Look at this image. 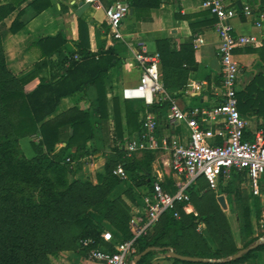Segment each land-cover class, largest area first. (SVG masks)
<instances>
[{
    "label": "trees",
    "instance_id": "obj_1",
    "mask_svg": "<svg viewBox=\"0 0 264 264\" xmlns=\"http://www.w3.org/2000/svg\"><path fill=\"white\" fill-rule=\"evenodd\" d=\"M27 1L37 13L52 5V0H0V264H50V257L63 250H74L88 258V250L82 245L86 238L94 240L93 246L114 251L116 248L102 236V220L113 225L123 240L132 239L135 231L130 223L131 206L124 198L136 201L137 189L145 187L150 192L155 181L153 162L157 151L145 150L141 156L137 153L128 156L125 149L130 140V136L124 137L125 127L135 129L131 136L141 130L142 119L139 117L141 113L145 115L146 105L144 108H132L127 103L125 126L120 105L114 99L116 138L111 140V145L107 144L110 153L103 171L97 173V182L75 177L72 162L81 165L84 158L101 151L95 142L98 129H106L109 118L105 78L111 68L121 65V59L114 47L92 52L88 33L80 27L75 52L65 53L68 38L62 31L41 36L31 43V47L40 51L34 67L20 75L15 74L8 65L2 22ZM161 2L129 0L132 8L159 7ZM249 4L255 12L264 11V0H249ZM24 13L25 8L19 9L9 27L10 32L17 33L25 26ZM176 17L182 19L187 16L178 9ZM214 18L216 23V15ZM80 25L83 26V22ZM197 34L179 47L171 38L157 40L163 83L170 99L154 102L151 105L154 111L161 107L170 108L172 101L182 95L189 74L198 68L193 44ZM55 54L59 55L58 61H50L49 58ZM76 54L79 56L77 59L74 58ZM50 63L62 66V73L53 80L40 76ZM37 77L40 79L38 85L28 91L27 85ZM91 85L97 89L92 109L73 106L59 112L63 97L87 92ZM237 97L240 113L249 120H260L258 127L264 130V74L255 73L248 83L239 87ZM250 130L248 125L246 138L249 140L256 132L252 135ZM33 135H39L40 141L32 142L36 154L28 157L20 142ZM63 142L66 145L56 151L57 144ZM119 164L126 169L128 179L123 180L114 174ZM237 179L248 184L247 171L233 169L229 177L222 174L220 193L230 195L232 183ZM225 180L230 182L224 185ZM201 181L209 187L204 176L198 178L189 188L191 202L199 197ZM122 184L127 185L125 196L112 198L113 191ZM162 185L170 192L176 190L171 177L166 178ZM210 195L213 194H206V197ZM252 196L255 200L253 209L248 205L243 207L242 248L235 242L227 215L218 205L196 213L189 204H181L177 207L179 218L174 215V210H168L146 234L136 239L137 255L148 247L156 248L143 256L138 264H153L159 257L172 261L171 264H237L253 258L256 253L264 251V243L232 259L264 234L254 235L255 220L261 216L262 204L261 197ZM202 224H206L216 247L210 246L200 231ZM169 247L184 256L214 261L190 262L171 258L168 256Z\"/></svg>",
    "mask_w": 264,
    "mask_h": 264
},
{
    "label": "crops",
    "instance_id": "obj_2",
    "mask_svg": "<svg viewBox=\"0 0 264 264\" xmlns=\"http://www.w3.org/2000/svg\"><path fill=\"white\" fill-rule=\"evenodd\" d=\"M115 0H102V5L97 7L94 3H88L85 0H52V5L41 13H37L32 7L25 2L19 9L25 8V13L22 19L25 26L17 33L9 31L12 21L17 12L16 10L10 17L2 22L3 41L6 50L8 65L10 69L17 75L31 70L38 61L37 47H31V43L41 36L55 35L62 31L68 38V42L64 46L66 54H71L77 50L76 42L80 37V27L86 29L92 52H98L100 49H108L114 47L117 50L118 56L121 59V65L110 69L105 78L106 97L108 103L109 118L107 128L98 129L97 138L103 147L102 151L98 152L93 158L94 163L90 164L86 159L79 165L77 162L72 164V169L77 178L91 179L97 182V173L103 171L104 164L110 149L105 148V141L113 140L115 135V104L114 99L118 102L121 109L122 120L126 126V104L139 108L146 105V112H153L159 121V138L166 137L167 139L178 138L182 142L187 143L190 135V129L185 122L171 123L169 118L170 108L161 107L157 111L151 107L154 102H161V100H168L166 96H157L155 99L151 95L147 96V102L139 95L133 99L124 97L123 92L126 88H135L140 81L141 70L135 60V52L146 50L149 52L158 51L157 40L162 38H171L179 47L181 43L191 39L195 33L201 34L205 41L198 48L195 49V58L198 62V68L189 74L184 91L182 95L173 100L178 106L184 110L191 108H198V117H206L203 114L204 110H209L212 107L220 104L222 91V65L219 56V37L215 31V18L206 3L209 0H162L159 7L148 8L139 6L132 8L127 16L123 19L121 30L124 35V40H115L109 34L108 24L106 22L105 8ZM129 1V0H128ZM227 4L236 8L239 14L233 18L232 23L237 34H255L262 40L260 46H246L239 47L235 50V59L239 63L240 76L239 87L245 85L253 77L255 73L264 74V23L261 27L256 25L259 20V12L253 13L251 17L245 16L241 12V8L249 3V0H224ZM181 10L186 18L178 19L176 12ZM83 22V26L80 25ZM58 54L49 58L50 61L57 62ZM162 64V62H161ZM62 73V66L59 64H49L40 72V76H46L53 80ZM163 80V73H162ZM40 79L37 77L27 85V90H33L39 83ZM196 82L201 84L200 91H191V85ZM166 90V89H165ZM167 92V91H166ZM169 95V93L167 92ZM170 97V95H169ZM97 89L91 85L87 92L80 91L75 95L63 97L59 112L66 111L73 106H79L81 109L90 110L92 104L96 102ZM131 100V101H129ZM145 115L141 113L139 119L142 123ZM248 119V118H247ZM252 135L255 138L259 131L264 130L258 127L259 121L249 120ZM216 129L224 132V125L215 124ZM135 129L133 127H125L124 137L131 139V132ZM256 131V132H255ZM253 132H255L253 134ZM225 133V132H224ZM27 139V138H24ZM24 139H21V143ZM251 139V140H253ZM223 138L219 135L217 142L221 144ZM111 143H108V145ZM66 143L57 144L56 151ZM106 152V153H105ZM141 152L137 153L141 156ZM35 155V154H34ZM32 155V156H34ZM171 154L168 150H157L156 159L153 162L154 176L161 174L163 181L171 177L170 166ZM247 186V182H246ZM175 187V185H174ZM176 188V187H175ZM127 185H119L112 193V198L124 196ZM213 190V189H212ZM138 195L136 201L129 202L135 208V215L137 217L145 218L146 207L144 197L148 193L145 187L137 189ZM219 194L220 189L215 190ZM262 207L264 205V179H263V194L260 198ZM132 207V208H133ZM104 239L116 246L123 240L122 234L107 220L101 222ZM264 232L257 226L255 220V236L258 233ZM264 234L258 238L262 239L264 243ZM256 241V242H257ZM255 242V243H256ZM238 247L242 248L243 243L238 242ZM50 264H104L95 260L84 257L81 253L74 250H63L56 255H52ZM161 258V257H159ZM172 261L164 259L160 264H171ZM128 264H132L129 262ZM232 264V263H227ZM237 264H264V251L258 252L253 258L245 262Z\"/></svg>",
    "mask_w": 264,
    "mask_h": 264
},
{
    "label": "built area",
    "instance_id": "obj_3",
    "mask_svg": "<svg viewBox=\"0 0 264 264\" xmlns=\"http://www.w3.org/2000/svg\"><path fill=\"white\" fill-rule=\"evenodd\" d=\"M94 3L97 7L102 5V0H85ZM206 5L216 15L215 31L219 37V56L222 65V91L221 102L209 110H204L206 117H198V108L184 110L172 101L169 118L171 123L185 122L190 129L187 143L178 138L167 139L158 136V118L153 112H148L144 117L142 128L129 140L125 149L128 156L145 150H168L171 154V176L176 187L175 192L164 189L163 176L155 174L153 188L144 197L146 213L145 218L132 217L131 226L135 236L130 240H124L111 251L102 247L93 246L94 240L86 238L82 245L87 248L88 258L104 264H134L137 256L136 239L148 232V230L168 210H174V215L179 218L178 205L191 203L189 194L190 186L204 176L209 187L219 189V180L222 174L229 177L233 169L247 171L248 186L254 196L262 197L264 179V134L259 131L253 140L246 138L248 119L243 116L238 108L237 92L239 90L240 67L235 59V50L239 47L260 46L262 40L255 34H237L232 23L239 11L227 4L224 0H209ZM130 11L128 0H115L105 8L106 22L109 34L115 40H124L121 30V22ZM241 12L251 17L254 13L251 5L246 3ZM264 23V11L259 12V20L256 25L261 27ZM205 39L197 34L193 39L194 48L198 49ZM74 58H79L76 54ZM135 60L141 70L139 84L135 88H126L123 95L127 99H133L139 95L134 91H140V97L147 102V96L154 99L157 96L167 94L162 80L161 53L140 50L135 52ZM201 84L194 82L191 91H200ZM224 125V132L213 125ZM223 138L221 144L217 137ZM93 164L92 156L85 158ZM68 161L70 159L68 158ZM74 164V162H72ZM114 174L126 180L129 175L122 164L114 169ZM257 226L264 230V205L261 216L256 220ZM201 226L199 227V229Z\"/></svg>",
    "mask_w": 264,
    "mask_h": 264
},
{
    "label": "rangeland",
    "instance_id": "obj_4",
    "mask_svg": "<svg viewBox=\"0 0 264 264\" xmlns=\"http://www.w3.org/2000/svg\"><path fill=\"white\" fill-rule=\"evenodd\" d=\"M39 142L40 141V136L39 135H33L30 137H27V139H24L22 143L20 142V145L22 147V150L28 157H32V155L36 154V149L35 146L33 145L32 142ZM106 149H109L108 143H112V141L108 140L105 142ZM95 145L100 148L102 151L103 144L99 142V140H96ZM106 153V152H105ZM94 154L92 157L95 158ZM83 160V159H82ZM74 173V172H73ZM76 174H74L75 176ZM230 181L225 180L224 185H227ZM201 187V191L199 192V197L195 202H191L189 204V208H192L193 211L196 213H200L202 211H208L210 208H215V206H219L227 215L228 222L230 224L231 232L233 235V238L236 243L240 242L243 243V238L242 236L244 235L243 230V207L248 205L250 208L253 209V204H255V200L250 192L249 186L244 184V181L241 179H237L232 183V190L233 192L230 195L225 196L227 206L226 208H222L221 204L218 201V196L222 195L219 191V194L217 191L211 190L207 184L204 181H201L199 184ZM205 192V193H204ZM213 194L210 196L206 197V194ZM125 196V195H124ZM215 197V199L213 198ZM127 203L131 206V215L132 217H135V208L131 205L129 202V199L127 197L124 198ZM133 207V208H132ZM188 210V209H186ZM206 224H202L200 231L203 232V235L207 239L208 243L212 247H216V243L212 240L209 232L206 230ZM164 260L163 258H157L154 260L153 264H160L161 261Z\"/></svg>",
    "mask_w": 264,
    "mask_h": 264
},
{
    "label": "water",
    "instance_id": "obj_5",
    "mask_svg": "<svg viewBox=\"0 0 264 264\" xmlns=\"http://www.w3.org/2000/svg\"><path fill=\"white\" fill-rule=\"evenodd\" d=\"M121 24H122V22H121ZM218 201L221 204L222 208H226L227 202H226V198H225V196L223 194L218 196ZM261 242H262V239H260L259 241H257L252 246L240 250V252L237 253L232 259L239 258L243 253L248 252V251H250V250L258 247ZM155 249L156 248L155 247H152V246L146 248L144 251H142L140 254H138L136 256V258L134 260V264H138L139 260L143 256H145L148 252H150L152 250H155ZM167 249L169 250L168 256L171 257V258H176V259H180V260H183V261H190V262H213L214 261V260L208 259V258L184 256V255H181V254L177 253L176 251H174V249L172 247H169Z\"/></svg>",
    "mask_w": 264,
    "mask_h": 264
},
{
    "label": "bare ground",
    "instance_id": "obj_6",
    "mask_svg": "<svg viewBox=\"0 0 264 264\" xmlns=\"http://www.w3.org/2000/svg\"><path fill=\"white\" fill-rule=\"evenodd\" d=\"M137 94L141 95L142 93L140 91H138Z\"/></svg>",
    "mask_w": 264,
    "mask_h": 264
}]
</instances>
